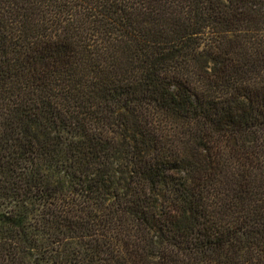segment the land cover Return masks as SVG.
Masks as SVG:
<instances>
[{"label":"trees","instance_id":"trees-1","mask_svg":"<svg viewBox=\"0 0 264 264\" xmlns=\"http://www.w3.org/2000/svg\"><path fill=\"white\" fill-rule=\"evenodd\" d=\"M0 264H264V0H0Z\"/></svg>","mask_w":264,"mask_h":264}]
</instances>
